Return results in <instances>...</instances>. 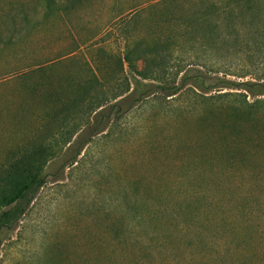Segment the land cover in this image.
<instances>
[{
  "label": "rangeland",
  "instance_id": "1",
  "mask_svg": "<svg viewBox=\"0 0 264 264\" xmlns=\"http://www.w3.org/2000/svg\"><path fill=\"white\" fill-rule=\"evenodd\" d=\"M263 39L264 0H0V200L44 178L0 264H264V96L215 80Z\"/></svg>",
  "mask_w": 264,
  "mask_h": 264
},
{
  "label": "trees",
  "instance_id": "2",
  "mask_svg": "<svg viewBox=\"0 0 264 264\" xmlns=\"http://www.w3.org/2000/svg\"><path fill=\"white\" fill-rule=\"evenodd\" d=\"M264 42V39H263ZM127 65L131 71L134 72V74L139 77L141 80H145L148 77L140 72H137L134 67L132 66L133 64L127 61ZM200 72V71H196ZM186 78H188V75H185L182 79L184 81ZM216 84L219 85V87L223 88H228L230 90H239L241 92H244L248 94L249 96L252 97H258V96H264V81L262 82H252V81H229L226 80L225 78L219 79L216 78ZM195 84L196 87L200 90L204 89V86L202 84L201 78L199 74H195ZM143 83L137 79H134V89L133 92H139L138 96L136 97V101L139 100L140 98L144 97V92L142 90ZM161 91L167 90V87H158ZM171 92H177L178 87L177 86H172V88H169ZM128 92V87L123 91L117 92V93H112V99H115L119 97L121 94H124ZM175 94V93H173ZM229 94H237V93H229ZM242 94V93H241ZM101 101H97L94 104L88 103L87 105V110L92 111L93 109H98L100 108ZM114 105L110 106V109L113 108ZM115 107V106H114ZM77 129H73L70 131L68 134V138L70 139L74 134L77 133ZM87 132L86 134L84 133H79L78 138L76 143V147L74 150V156L72 158H76L81 149L89 142L91 139V132L88 129L84 130ZM69 140H66L65 144H67ZM44 183V178L41 175L40 171H37L33 173V175L30 177V179L23 184H20L19 186L15 187L14 193L10 195V197L6 199H1L0 200V208L3 207L2 210H0V230L1 229H6L10 230L11 227L17 222L19 217L23 214L25 208L29 205L31 202L34 194L36 191L43 185Z\"/></svg>",
  "mask_w": 264,
  "mask_h": 264
}]
</instances>
